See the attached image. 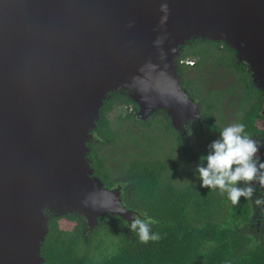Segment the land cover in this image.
Segmentation results:
<instances>
[{
    "label": "water",
    "instance_id": "water-1",
    "mask_svg": "<svg viewBox=\"0 0 264 264\" xmlns=\"http://www.w3.org/2000/svg\"><path fill=\"white\" fill-rule=\"evenodd\" d=\"M198 38L229 46L264 95V0H0V264L43 263L47 212H77L86 231L105 214L131 223L86 144L114 91L141 121L162 110L185 133L199 120L177 74ZM90 194L107 209L85 207Z\"/></svg>",
    "mask_w": 264,
    "mask_h": 264
},
{
    "label": "trees",
    "instance_id": "trees-1",
    "mask_svg": "<svg viewBox=\"0 0 264 264\" xmlns=\"http://www.w3.org/2000/svg\"><path fill=\"white\" fill-rule=\"evenodd\" d=\"M226 50L227 53L206 48L195 51L186 47L182 48L177 62L201 56L203 64L213 59L210 61L216 66L223 65L227 70L237 73V81L243 82V90L239 95L233 93L232 89L221 93L239 97L235 122L243 123L251 137L264 138V116L259 113L261 93L246 69L237 64L234 51L229 46H226ZM186 68L188 66L179 65L177 74L180 77L185 75ZM212 95H208L211 97L208 99L210 102L201 99L207 110L203 115L205 128L208 132L219 133L220 129L215 125L216 118L209 110L221 105L224 98L215 102ZM118 105H133L138 111L128 95L120 94L119 91L110 92L99 110L96 128L91 132L112 146L121 138L119 132L112 128L108 114ZM118 120L121 124L135 122L144 128H150L152 124L149 119L146 122L138 121L135 115L123 114L118 116ZM128 136L133 145L141 150L140 154L127 161L123 172L125 180L133 184L130 189L131 208L157 221L152 225V232L159 233L161 238L141 243L119 217L100 218V224L94 231L83 234L86 224L81 214H51L47 217V234L40 247L42 264H264V236L255 241L249 234L254 221L253 201L263 194L257 186L253 200L241 198L238 205H233L226 192L222 194L218 189L209 191L202 188L200 180L182 188L157 183L165 165L155 164L151 160L149 150L144 145L145 140L138 143L136 137L131 134ZM86 147L92 155H97L96 147H89L88 144ZM184 155L193 157L188 149ZM104 166L99 161L92 167L97 173ZM100 179L106 184L104 179ZM256 209L261 215L260 228H263L264 212L260 208ZM104 239L112 241L113 250L107 255H103L101 250Z\"/></svg>",
    "mask_w": 264,
    "mask_h": 264
},
{
    "label": "flooded vegetation",
    "instance_id": "flooded-vegetation-1",
    "mask_svg": "<svg viewBox=\"0 0 264 264\" xmlns=\"http://www.w3.org/2000/svg\"><path fill=\"white\" fill-rule=\"evenodd\" d=\"M193 42H190V41ZM189 40L182 48H190L191 50L199 51L202 48H206L208 50H213L214 52H223L227 53L226 46L222 42H213L212 44H209V40L204 39H191ZM203 40V41H200ZM212 42V41H211ZM217 43V44H214ZM228 47V46H227ZM181 48V52H182ZM235 56V53H234ZM214 61L213 59H209L205 61V64L201 56H197L194 58L193 66L188 67L185 69V75L179 76V84L181 88L187 93L188 97L191 98L195 103V113L200 116V119L190 118L186 121L184 124L185 133H181L177 130H175L171 124V118L170 116L162 110H157L153 112L149 116V120L152 121V124L150 126L152 137H148V142H144L145 148L149 147V153L150 158L155 164H162L165 165V170H162V174L160 177V181H157V183L162 182L165 186L170 187H176V188H182L186 187L189 184H196L195 182H198V174L196 173V168L200 164V158L204 155V144L205 141L204 137L205 134L201 132V130L206 131L205 128V120H204V112H206V107L204 105V101H202L198 96L197 93L201 94L203 91H205V88H208L209 83H207L208 77H214L215 70L214 69H225L227 70L223 65L218 67L211 63V61ZM241 68H245L246 72L250 74L251 78V72L248 69L247 66H245L242 63H237ZM223 71V70H222ZM229 71V70H227ZM229 73L233 75V72ZM237 88H241L243 90V82L238 81ZM259 90V89H258ZM260 91V90H259ZM120 94L128 95L124 91H119ZM240 92V91H239ZM239 92H236L239 95ZM235 93V94H236ZM261 93V91H260ZM261 102H260V108L259 113L260 115L264 116V95L260 94ZM230 106H235L234 111L237 110V107L239 106V97H233L231 95L230 97ZM207 101L206 99H204ZM233 101V103H232ZM225 100H223V103ZM222 103V104H223ZM130 106H122L126 110L125 115H135L136 119L138 121H141L137 117V112L134 114L129 112L128 109ZM134 107V106H133ZM216 108H213L212 110H209L210 113L214 116L215 113H217ZM214 118H216L214 116ZM109 119V118H108ZM147 119V120H148ZM146 120V121H147ZM236 120V119H234ZM142 121V122H146ZM140 126V125H139ZM208 132V131H207ZM217 135V139L219 138V133L215 132ZM92 138L88 141L89 147H96L97 149V155H92L90 153V150L88 149V152L86 154V161L89 164L91 170H92V177L97 178L101 181L100 178L104 179L106 184L103 185L105 188L109 190H119V198H120V204L127 210H131L133 212H136L139 215V211L131 208V191L133 184L129 183L124 178V168L125 164L127 163V159L125 158L123 152L116 151L115 154L109 153L108 155H105L103 153L105 145L112 146L111 144H105L102 138H97L96 133H92ZM215 136L213 135L212 138ZM211 138V139H212ZM253 139H255L260 145L259 149V160L261 162H264V138H260L253 135ZM136 146V145H134ZM147 146V147H146ZM187 149L191 151L193 154L192 158H187L184 153L187 152ZM101 161L103 163L104 169L97 172L95 169H93L92 166H95L96 162ZM98 175L100 177H98ZM184 179V182H183ZM192 180V181H191ZM259 188V187H258ZM263 193V192H262ZM264 195V194H261ZM253 200V199H252ZM75 213V212H70ZM68 213V214H70ZM47 217L51 215L50 213H46ZM108 217V218H115L118 217L116 215H110L105 214L100 218ZM99 218V219H100ZM99 219L97 222V225L90 231H86V229L83 231V234H86L87 232H92L96 227L99 226ZM253 224L250 226L252 230L253 227H255L256 232H259L260 228V220L261 215L260 212L253 214ZM105 223V222H104ZM86 224V221H85ZM130 229V228H129ZM129 249H132L130 247ZM113 250L112 245L105 249L106 255L111 253Z\"/></svg>",
    "mask_w": 264,
    "mask_h": 264
},
{
    "label": "clouds",
    "instance_id": "clouds-1",
    "mask_svg": "<svg viewBox=\"0 0 264 264\" xmlns=\"http://www.w3.org/2000/svg\"><path fill=\"white\" fill-rule=\"evenodd\" d=\"M161 10L166 11L167 5H161ZM162 42V39L158 38L155 44L159 46ZM185 66L189 67L188 64ZM177 102L183 106L188 104V100L182 97H177ZM260 147L261 145L247 134L243 123L233 122L223 127L219 131V138L209 144L207 155L200 158L201 162L196 168L200 186L209 191L218 189L222 194L226 192L233 205H238L241 198L252 200L257 191V184L264 192V162L258 157ZM82 203L93 210L107 209L106 204L100 203L98 206L92 194ZM253 203L264 212V195L256 197ZM155 223L158 222L146 213H141L135 215L126 227L130 228L139 242L146 244L161 238L159 233L152 232V225Z\"/></svg>",
    "mask_w": 264,
    "mask_h": 264
},
{
    "label": "rangeland",
    "instance_id": "rangeland-1",
    "mask_svg": "<svg viewBox=\"0 0 264 264\" xmlns=\"http://www.w3.org/2000/svg\"><path fill=\"white\" fill-rule=\"evenodd\" d=\"M187 61L188 63L189 62L192 63L194 59H187ZM192 66L193 65H189V67H192ZM214 70H215L214 77L213 76L211 78L208 77V80H207V83H209L208 88H205L206 90L203 91L201 94L197 93V96L200 99H203V100L206 99L207 101H209L208 99L211 97H209L208 95L213 94L212 97L215 102L224 98L225 102L223 104L215 106L217 113H215L214 115L216 117L215 125L221 130L223 127L235 122L234 119H236L235 118L236 111H234L235 106L232 105L231 107H229L230 101H231L229 96L231 94L225 93L224 95L221 92H226L229 89H232L233 93H236V92L241 91L242 87L237 88L238 86L237 78L239 77L237 73H233V75H231L229 73L230 70L229 71L225 69H221V70L214 69ZM230 72H233V71H230ZM129 109L135 110L133 106H130ZM125 112L126 110L121 105H118L110 114H108V118H109L112 128L115 131L119 132L121 139H119V141L116 143L115 146L110 147L108 145H105L103 153L105 155H108L109 153L115 154L116 151L114 150H118L119 152L121 151L125 153L123 155L126 156L125 158L128 161L129 159L134 158V155L141 153V150L138 147L133 145L132 139L128 135L129 134L133 135V137L137 138L136 139L137 142L140 143V141L142 142V140H145L146 142H148L149 140L148 137H152L151 136L152 132L150 128L141 127L135 122L121 124L120 121L118 120V116L126 114ZM135 112L137 111L135 110ZM201 132L205 134V137H204L205 141L203 142L204 148H205L204 155H207L208 146L211 142L217 139L216 137L217 135L215 134V132H207V130L206 131L201 130ZM213 135L215 136L214 138H212ZM147 149L149 150V147H147ZM183 182H184V179H183ZM256 208L257 207L255 206L253 209L255 213H257ZM249 234L255 241H258L260 240L262 236H264V227L259 228V232H256V230L254 229L249 230ZM111 244H112V241L110 239H104L103 244L101 246L102 254L103 253L106 254L105 249L110 247Z\"/></svg>",
    "mask_w": 264,
    "mask_h": 264
},
{
    "label": "built area",
    "instance_id": "built-area-1",
    "mask_svg": "<svg viewBox=\"0 0 264 264\" xmlns=\"http://www.w3.org/2000/svg\"><path fill=\"white\" fill-rule=\"evenodd\" d=\"M178 59H179V58H178ZM177 63H178V65H185V64H186V65H187V64H188V65H192L191 62L188 63L187 60H182V59L179 60ZM128 110H129V112H131V113H135V110H134V109H132V110L128 109Z\"/></svg>",
    "mask_w": 264,
    "mask_h": 264
}]
</instances>
